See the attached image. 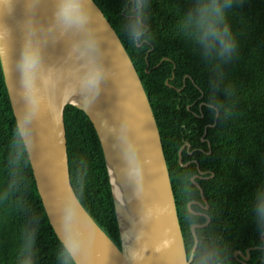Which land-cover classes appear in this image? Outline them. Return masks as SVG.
<instances>
[{
    "label": "trees",
    "instance_id": "trees-1",
    "mask_svg": "<svg viewBox=\"0 0 264 264\" xmlns=\"http://www.w3.org/2000/svg\"><path fill=\"white\" fill-rule=\"evenodd\" d=\"M93 1L119 37L149 98L181 234L189 241L188 225L195 220L186 203L198 199L189 180L196 169L193 163L181 166L177 151L185 142L201 146L205 131L209 148H202L209 154L196 152L194 158L200 170L213 172L217 193L209 230L195 231L200 241L190 264H197L206 251L215 254L218 264H239L232 252L246 248L252 257L247 264L254 256L264 264V234L255 216L256 194L264 189V0H233L228 23L238 49L226 62L206 59L183 26L196 0H145V34L139 42L127 27L135 0ZM63 124L72 190L119 245L95 131L86 115L69 105L63 110ZM180 157L181 164L190 159L185 148ZM63 252L37 195L0 70V264H74Z\"/></svg>",
    "mask_w": 264,
    "mask_h": 264
},
{
    "label": "water",
    "instance_id": "water-1",
    "mask_svg": "<svg viewBox=\"0 0 264 264\" xmlns=\"http://www.w3.org/2000/svg\"><path fill=\"white\" fill-rule=\"evenodd\" d=\"M83 66L91 72L80 89L85 97L69 102L68 91ZM0 70L45 217L63 248L65 240L75 246L72 262L189 264L194 248L187 254L184 247L149 98L94 1L0 0ZM67 105L86 115L98 139L119 245L85 211L70 185L63 124ZM180 151L177 161L184 166ZM109 166L131 211L128 247Z\"/></svg>",
    "mask_w": 264,
    "mask_h": 264
},
{
    "label": "clouds",
    "instance_id": "clouds-1",
    "mask_svg": "<svg viewBox=\"0 0 264 264\" xmlns=\"http://www.w3.org/2000/svg\"><path fill=\"white\" fill-rule=\"evenodd\" d=\"M145 6V0H135L133 14L127 26L128 34L134 42H139L145 34ZM232 6L233 0H196L194 8L183 19V26L189 37L202 47L206 59L226 62L237 52L238 41L228 23V10ZM255 216L256 223L264 234V189L258 190L256 194ZM75 253V246L65 240L63 256L70 259ZM130 257L134 259V253ZM24 264H30V261L25 260ZM197 264H217L215 254L204 252Z\"/></svg>",
    "mask_w": 264,
    "mask_h": 264
},
{
    "label": "flooded vegetation",
    "instance_id": "flooded-vegetation-1",
    "mask_svg": "<svg viewBox=\"0 0 264 264\" xmlns=\"http://www.w3.org/2000/svg\"><path fill=\"white\" fill-rule=\"evenodd\" d=\"M204 135H205V131H203L202 136L199 138L201 146H196L195 144L194 147H191L190 144L187 142H185L184 145L181 146V149H184V148L186 149L187 156L190 157V159L186 160L183 165L187 166L190 163L195 164L196 172L190 176L189 180L198 191V199L190 200L186 203V209L188 211V214L191 216L190 219L192 220L193 218L195 220V221L190 222L188 225V229L191 235L190 237L191 241H189V238L187 235L183 238L184 247H185L187 254H189L191 249L194 248L190 263L193 260L196 246L198 242L200 241V238L196 235L195 231L196 230H200V231L209 230L210 225L212 223L211 216L213 215L211 214L212 201L217 193V190L214 187L215 185L212 181L214 177L213 172L209 169L200 170L194 158L195 157L194 154L196 152L201 153V154H209V151L206 152L202 148L203 144H205V146L207 147V150L209 148V143L206 138L204 139L203 137ZM198 181L201 182L202 184L204 183L205 189L203 190L201 189V186L198 183ZM203 238H206V237H201V239ZM207 238L211 239V237H207ZM250 250L251 248H246L243 253L239 250H233L232 257L239 264H247V262L251 261V258H252L249 254ZM253 259L254 260L252 261V264H258V261H261V262L263 261L259 256H254Z\"/></svg>",
    "mask_w": 264,
    "mask_h": 264
},
{
    "label": "bare ground",
    "instance_id": "bare-ground-1",
    "mask_svg": "<svg viewBox=\"0 0 264 264\" xmlns=\"http://www.w3.org/2000/svg\"><path fill=\"white\" fill-rule=\"evenodd\" d=\"M91 72H88L87 66H83L77 75V79L73 81V87L68 91L67 98L69 102L72 103H81L80 99L85 97V92L80 93V89L85 88V79L87 76H90ZM110 177H111V184H112V191L113 195L117 204L120 222H122V232L124 239V246H130L132 242V230L130 228L131 223V211L127 208L125 199L123 197L122 188L119 182L116 180L114 174L111 172V167L109 166Z\"/></svg>",
    "mask_w": 264,
    "mask_h": 264
}]
</instances>
